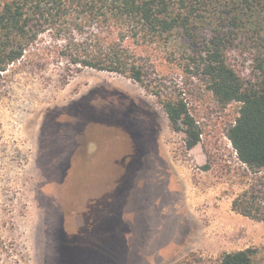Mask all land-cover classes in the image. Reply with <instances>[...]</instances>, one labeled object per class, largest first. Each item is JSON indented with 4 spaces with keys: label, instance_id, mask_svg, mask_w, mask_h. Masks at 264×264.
Here are the masks:
<instances>
[{
    "label": "rangeland",
    "instance_id": "obj_1",
    "mask_svg": "<svg viewBox=\"0 0 264 264\" xmlns=\"http://www.w3.org/2000/svg\"><path fill=\"white\" fill-rule=\"evenodd\" d=\"M55 40L42 31L0 71V264H216L245 248L264 264V221L232 209L256 178L228 137L241 103L220 104L171 46L165 89L189 83L203 131L188 150L155 94L68 70ZM236 57L254 81L252 60Z\"/></svg>",
    "mask_w": 264,
    "mask_h": 264
},
{
    "label": "trees",
    "instance_id": "obj_2",
    "mask_svg": "<svg viewBox=\"0 0 264 264\" xmlns=\"http://www.w3.org/2000/svg\"><path fill=\"white\" fill-rule=\"evenodd\" d=\"M42 31L55 37L52 47L68 70L118 73L155 94L188 150L203 133L187 100L191 86L167 91L160 60L180 54L183 72L220 104L240 102L228 137L256 178L232 209L264 221V0H0V71L22 59ZM236 56L252 60L254 81L238 72ZM254 254L226 252L216 264H260Z\"/></svg>",
    "mask_w": 264,
    "mask_h": 264
},
{
    "label": "bare ground",
    "instance_id": "obj_3",
    "mask_svg": "<svg viewBox=\"0 0 264 264\" xmlns=\"http://www.w3.org/2000/svg\"><path fill=\"white\" fill-rule=\"evenodd\" d=\"M28 129V128H27ZM29 132H27L26 134H28Z\"/></svg>",
    "mask_w": 264,
    "mask_h": 264
}]
</instances>
